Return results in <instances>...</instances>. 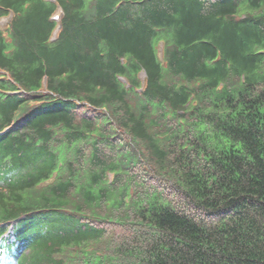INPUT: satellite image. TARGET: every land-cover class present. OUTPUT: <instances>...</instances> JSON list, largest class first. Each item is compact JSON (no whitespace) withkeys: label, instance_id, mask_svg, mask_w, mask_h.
I'll return each instance as SVG.
<instances>
[{"label":"trees","instance_id":"1","mask_svg":"<svg viewBox=\"0 0 264 264\" xmlns=\"http://www.w3.org/2000/svg\"><path fill=\"white\" fill-rule=\"evenodd\" d=\"M57 1L0 0V264H264V0Z\"/></svg>","mask_w":264,"mask_h":264}]
</instances>
